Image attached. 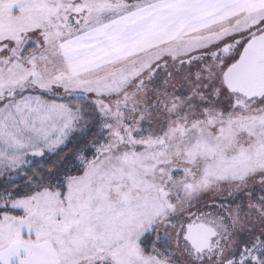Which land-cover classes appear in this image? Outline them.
Segmentation results:
<instances>
[{"label": "snow or ice", "instance_id": "snow-or-ice-1", "mask_svg": "<svg viewBox=\"0 0 264 264\" xmlns=\"http://www.w3.org/2000/svg\"><path fill=\"white\" fill-rule=\"evenodd\" d=\"M0 264H264V0H0Z\"/></svg>", "mask_w": 264, "mask_h": 264}]
</instances>
